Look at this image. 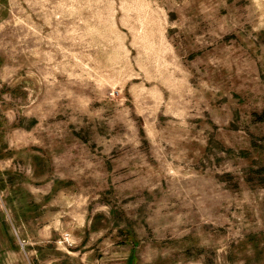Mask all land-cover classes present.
Segmentation results:
<instances>
[{
	"label": "rangeland",
	"instance_id": "1",
	"mask_svg": "<svg viewBox=\"0 0 264 264\" xmlns=\"http://www.w3.org/2000/svg\"><path fill=\"white\" fill-rule=\"evenodd\" d=\"M0 264H264V0H0Z\"/></svg>",
	"mask_w": 264,
	"mask_h": 264
}]
</instances>
